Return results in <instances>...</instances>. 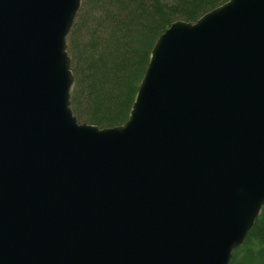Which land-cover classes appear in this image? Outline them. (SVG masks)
<instances>
[{
  "label": "water",
  "instance_id": "1",
  "mask_svg": "<svg viewBox=\"0 0 264 264\" xmlns=\"http://www.w3.org/2000/svg\"><path fill=\"white\" fill-rule=\"evenodd\" d=\"M80 0H0V264H228L264 203V0L155 38L127 118L77 120Z\"/></svg>",
  "mask_w": 264,
  "mask_h": 264
},
{
  "label": "trees",
  "instance_id": "2",
  "mask_svg": "<svg viewBox=\"0 0 264 264\" xmlns=\"http://www.w3.org/2000/svg\"><path fill=\"white\" fill-rule=\"evenodd\" d=\"M224 0H80L66 34L77 120L122 123L157 35L173 20L193 21ZM228 264H264V203Z\"/></svg>",
  "mask_w": 264,
  "mask_h": 264
}]
</instances>
